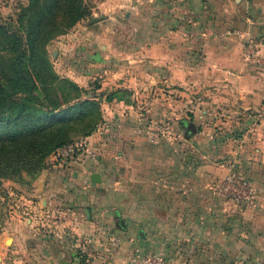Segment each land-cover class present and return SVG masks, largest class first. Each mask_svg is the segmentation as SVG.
Here are the masks:
<instances>
[{
	"label": "crops",
	"instance_id": "crops-1",
	"mask_svg": "<svg viewBox=\"0 0 264 264\" xmlns=\"http://www.w3.org/2000/svg\"><path fill=\"white\" fill-rule=\"evenodd\" d=\"M128 2L102 1L100 12L108 17L106 21L89 22L90 26L99 29L97 25L101 23L117 24L121 14L129 16V10H123ZM138 5L136 44L104 38L90 29L81 31L86 28L85 22L80 28L83 20L74 26L81 32L77 33L81 42L88 38V43H96L102 49L89 57L91 62L118 60L124 66L104 71V86L89 92L96 100L97 95L103 100L102 106L99 100L102 120L97 126L104 131L93 132L87 140L94 150L98 143L104 153L116 151L119 155L115 153L113 157L124 164L131 159L139 160L134 202L139 205L136 222L144 230L137 231L134 221L123 219L115 208L112 216L117 220V231L98 225L99 216L92 215L93 210L99 212L108 206L97 207L96 188L91 195L85 194L87 183L103 186V171H112L107 161L95 155L87 159H55L51 155L49 161L56 165L51 167L56 173H46V182L38 192L42 194L41 201L47 199V207L52 205L59 212L70 210L67 217L63 213L65 218L61 223L70 236L58 232L60 240L53 237L50 240L48 236L41 241V237L38 251H34V246L31 250L23 247L14 250L25 255L33 250L40 262L32 264H131L130 258L137 248L146 254L177 253L182 249L180 246L192 251L223 249L225 236L237 241L239 226L231 217L233 229L225 231V207H235L219 200L214 186L235 165L232 160L243 166L250 181H264V172L256 176L252 172L255 162L243 151L235 150L234 156L223 160L220 152L212 149L220 147L214 128L230 125L238 127L236 136L240 137L243 148L247 147L249 142L244 141L254 121L247 111L264 112V90L250 80L252 72L246 70L243 61L251 43L256 52L264 53V0H139ZM72 80L80 87L85 85L82 75H74ZM106 85L110 87L105 88ZM110 93L113 98L107 99ZM151 120L169 125L173 134L151 142L140 130L128 127L139 124L140 129ZM110 125L109 137L102 139L101 134L104 136ZM260 151L264 161V150ZM93 173L99 174V182L92 181ZM118 180L115 185L121 178ZM52 192L61 200L48 201ZM102 197L105 199L106 193ZM63 199L68 202L62 203ZM128 205V200L115 203L117 209ZM255 207L250 216L257 211L256 219L264 223V193H257L253 204L245 209ZM48 218L49 215L44 220ZM112 238L116 239L115 243L111 242ZM170 241L174 243L169 244ZM81 243L84 245L80 252ZM171 246L175 247L173 251L169 249ZM0 264L21 262L18 258L7 262L0 256Z\"/></svg>",
	"mask_w": 264,
	"mask_h": 264
},
{
	"label": "rangeland",
	"instance_id": "rangeland-1",
	"mask_svg": "<svg viewBox=\"0 0 264 264\" xmlns=\"http://www.w3.org/2000/svg\"><path fill=\"white\" fill-rule=\"evenodd\" d=\"M102 1L104 0H86V4L88 5V9L91 14L81 19L83 20V25L80 26V28L85 26L84 22L86 24V28L84 27L81 31L90 29V31L94 33L98 32V34L104 38H116L117 40L130 42V45L136 44V42L139 41V0L134 1L137 4L136 6H134L135 3H133L132 0H128L130 2L124 4L123 10H129V16L126 17L124 15L125 13L121 14L117 24L110 26L107 24L103 26L101 23L97 25L99 29H94V25L90 26L89 22L94 24L95 22L107 19L108 17L100 12L99 6ZM28 4L29 0H0V26L23 34L25 32L26 17L22 22L19 21L18 18L22 10L26 8ZM81 20L79 21L81 22ZM78 31V26L71 27L66 32L55 36L43 44V47L46 52L45 54L48 64L57 76L68 78L73 82H75L72 80V76L74 75H82L84 77L85 85L81 86V88L86 89L87 93H85L83 97H89V92H94L96 87L104 86V71H111L119 67L123 68L124 66L119 64L118 60L109 61V59H106V61L100 62L99 60H96L97 62H91L89 57H92V55L97 53H94L95 50L102 52V49L98 47L96 43H92L95 44V47H93L91 43H88V38H84V41L81 42L77 36V33L81 34V32ZM91 38L92 37L90 36V39ZM3 48L4 44H1L0 55H7V53L3 51ZM125 62H128V60L126 59ZM244 63L246 64V70L252 72L253 79L250 80L259 84L261 90H264V60L261 59L259 62L247 61ZM112 85L113 84H111V86ZM109 87L110 85H106L105 88ZM50 92L51 96H55L56 98L59 97V94H55L53 91ZM96 92L99 93L100 91ZM37 93L43 97V92L40 86H38ZM97 97L99 98L97 102L99 103L101 101L102 106L103 100L100 98L101 96L97 95ZM101 106L100 108H102ZM103 111L106 113L105 109ZM247 113L254 119L253 126H250L251 130L248 134V139L247 141H244V143L249 142L248 146L243 148V144H241L242 141L239 139L240 137L236 136V134L239 133L238 127L230 125L229 127L224 128H214V137H216L218 141L217 143L220 147H214L212 149H217V153L220 152V158L223 160H229V158H231L230 156L236 154L233 152L235 150L240 153L243 151L246 156H251V160L255 162L256 165L254 166L252 172H254L257 176L258 172H264V161L261 156L262 151H260L264 150V112L249 110ZM75 123L77 124L72 126L74 129L73 138H77L76 140H78L80 138H87L90 136L81 137L78 133L82 132L83 127L80 122ZM132 125L128 127L138 129L139 131V124L137 126L134 124ZM101 130V126H97L94 132L100 133ZM102 131H104V129ZM110 132L111 125L106 128L104 136L101 134V138L104 139L106 136L109 137ZM252 137L255 139H252ZM114 154L115 156L119 155H117L116 151L104 153L101 146L96 143L94 150L95 157L99 156L104 159V161H107L108 165H111L112 171L109 173H105L103 171V186L101 185L97 187L94 184L87 183L89 188H87L85 194L91 195L92 192H94L93 190L96 188L94 197L97 199V207H99V205L108 206L105 210H99V212L96 211L97 209L93 210L92 215L99 216L98 221L100 223L98 225H104L105 228H109L111 231H117L119 229L116 223L117 220L112 216V212L114 211L113 208H115L119 211L120 216L123 219L127 218L129 221H134L133 224L135 225V229L137 231L140 230L143 232L144 229L142 227L139 229V223L136 222L137 215L139 214V205H136L134 202L137 188L136 176L138 175L137 173H139V160H136V158L135 160L131 159L128 164H124V162L117 159L118 157H113ZM51 155L53 156V154H50L43 159L39 169L37 170L21 171L19 174L0 178V256H3L5 260L7 259V262L13 258H18L21 264L40 262L39 256L35 255L33 250L30 251L32 254L29 252L26 253V255L25 253L16 254L14 253V250L18 247L31 250L34 246L36 248L34 251H38L39 248H41V237H43L41 241H45L44 237L48 236H50V240H53L52 237L60 240L57 235L58 232H64L63 234H65V236H70L67 231L63 230L64 228L61 224L65 218V216L63 217V213H67V217L71 213L70 210H66L65 208V210H61L59 212L58 209L53 208L52 205L47 207L48 205L45 204L47 199L41 201L43 197L41 196V192H38L41 186L45 184L46 176L49 171L56 173L54 169L51 168L56 165L49 161ZM108 157H110V159ZM230 162L235 164L234 166H231L233 170L240 172L248 178L243 171V166L240 164L238 165L234 160ZM121 164L124 165L122 166ZM248 169H251V167H248ZM124 171L128 172L127 175H125L126 173ZM118 178H121V181L118 185H115L117 184V181H119ZM125 179H127V182ZM251 181L253 184V179ZM260 183L254 182L256 187L254 185L253 186L257 189V193L260 192V195H263L264 181H262L261 184ZM104 184L106 186H104ZM117 186H120L121 191L117 189ZM130 187H133L134 189L131 191L128 190ZM105 193L107 197L103 199L102 195ZM50 199L61 200V197L53 195L52 192L48 201ZM117 200H128L129 205L127 207L123 206L117 209L115 207ZM61 202L67 203L68 200L63 199ZM234 207L236 209L231 208L228 205L225 207L224 215L227 223L224 226L225 231L229 230V232H231L233 228L231 226L232 222L230 221L232 220L231 217L234 218V224L238 223L239 226L237 241H235V239L232 241V239H228L225 236L223 249L219 248L217 251H213L212 249L205 250L203 248L192 251L189 248L187 249L184 246H180L182 249L177 253H166L163 251H157L156 253L163 254L174 264H264V223L261 222V220L256 219L257 211L255 214L250 216L256 207L251 210L250 208L245 209L238 208L236 206ZM48 215L49 220L45 221L44 219L47 218ZM255 222H257V225L254 226ZM235 226L236 225H234V227ZM235 233H237L236 229H234V234ZM7 240H9V242ZM135 240L139 242L138 238ZM111 242L115 243L116 239L114 241L111 239ZM171 242L174 243L173 241H170L169 244H171ZM82 244L83 243H81L79 247L80 252L82 250V246L84 245ZM174 248V246L169 247L172 251ZM136 253L145 254V252L141 249L139 250V248L134 250L133 254ZM147 254H152V252H148Z\"/></svg>",
	"mask_w": 264,
	"mask_h": 264
},
{
	"label": "trees",
	"instance_id": "trees-1",
	"mask_svg": "<svg viewBox=\"0 0 264 264\" xmlns=\"http://www.w3.org/2000/svg\"><path fill=\"white\" fill-rule=\"evenodd\" d=\"M90 14L86 0H29L18 18L26 17L23 34L0 26V47L7 53L0 55V178L39 169L44 158L77 139L75 122L83 127L81 137L101 122L98 100L57 76L43 47Z\"/></svg>",
	"mask_w": 264,
	"mask_h": 264
},
{
	"label": "built area",
	"instance_id": "built-area-1",
	"mask_svg": "<svg viewBox=\"0 0 264 264\" xmlns=\"http://www.w3.org/2000/svg\"><path fill=\"white\" fill-rule=\"evenodd\" d=\"M250 48L243 54L244 62H259L264 60V53L256 52L251 43ZM151 142H158L161 138L173 134L169 125L164 122L151 120L139 129ZM94 155V149L87 138H80L58 148L53 156L55 159H65L79 157L82 159L91 158ZM214 190L219 200L230 202L238 208H245L253 204L257 190L252 182L240 172L230 168L227 173L216 183ZM114 241V238H112ZM131 264H174L163 254H133L130 258Z\"/></svg>",
	"mask_w": 264,
	"mask_h": 264
},
{
	"label": "water",
	"instance_id": "water-1",
	"mask_svg": "<svg viewBox=\"0 0 264 264\" xmlns=\"http://www.w3.org/2000/svg\"><path fill=\"white\" fill-rule=\"evenodd\" d=\"M187 133H188V130H187ZM92 181H94V182H99V181H100V176H99V174H97V173H93V174H92Z\"/></svg>",
	"mask_w": 264,
	"mask_h": 264
}]
</instances>
